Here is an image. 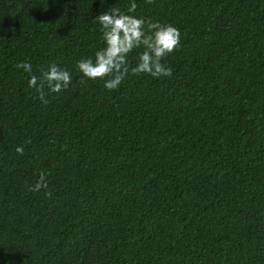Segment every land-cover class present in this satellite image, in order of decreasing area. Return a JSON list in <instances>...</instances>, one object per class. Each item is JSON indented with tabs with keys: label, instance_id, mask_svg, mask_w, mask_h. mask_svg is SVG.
<instances>
[{
	"label": "trees",
	"instance_id": "obj_1",
	"mask_svg": "<svg viewBox=\"0 0 264 264\" xmlns=\"http://www.w3.org/2000/svg\"><path fill=\"white\" fill-rule=\"evenodd\" d=\"M135 2L181 47L108 91L76 62L130 0H0V264H264V0Z\"/></svg>",
	"mask_w": 264,
	"mask_h": 264
},
{
	"label": "clouds",
	"instance_id": "obj_2",
	"mask_svg": "<svg viewBox=\"0 0 264 264\" xmlns=\"http://www.w3.org/2000/svg\"><path fill=\"white\" fill-rule=\"evenodd\" d=\"M136 9L135 0H130L127 13L118 7L100 12L94 20L100 25L104 46L95 52L94 58L85 57L76 62V69L84 78L103 80L108 91L117 90L130 75L148 74L155 78L172 75V69L163 61L181 47L180 29L170 23L131 15ZM134 49L143 50L136 65L130 67L128 56ZM16 67L29 74L33 71L30 61H21ZM72 79L68 69L52 63L40 77L30 75L28 86L36 88L42 103L47 104L45 85L51 92L59 93L70 86ZM16 151L22 155L23 147L18 146ZM46 187V174L41 172L39 181L29 190L38 192ZM45 195L50 197L51 193L46 192Z\"/></svg>",
	"mask_w": 264,
	"mask_h": 264
}]
</instances>
